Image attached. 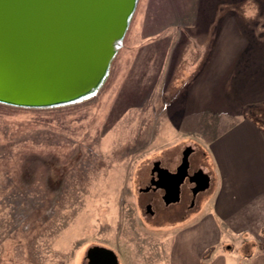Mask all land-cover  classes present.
I'll return each instance as SVG.
<instances>
[{
    "label": "rangeland",
    "instance_id": "374dc122",
    "mask_svg": "<svg viewBox=\"0 0 264 264\" xmlns=\"http://www.w3.org/2000/svg\"><path fill=\"white\" fill-rule=\"evenodd\" d=\"M226 4L138 0L94 94L51 107L0 102V264H88L93 245L112 248L118 264H170L165 239L184 228L194 239L213 183L193 204L188 183L170 205L139 189L153 164L175 167L186 146L205 164L209 112L233 105L264 126V0ZM231 40L240 58L220 64Z\"/></svg>",
    "mask_w": 264,
    "mask_h": 264
},
{
    "label": "water",
    "instance_id": "95a60500",
    "mask_svg": "<svg viewBox=\"0 0 264 264\" xmlns=\"http://www.w3.org/2000/svg\"><path fill=\"white\" fill-rule=\"evenodd\" d=\"M137 3L0 0V102L51 107L94 94L109 74ZM203 179L197 190L209 186L204 172ZM87 257L88 264H118L117 253L103 245L89 247Z\"/></svg>",
    "mask_w": 264,
    "mask_h": 264
},
{
    "label": "crops",
    "instance_id": "0c3cea01",
    "mask_svg": "<svg viewBox=\"0 0 264 264\" xmlns=\"http://www.w3.org/2000/svg\"><path fill=\"white\" fill-rule=\"evenodd\" d=\"M232 1L237 0H224L225 6ZM259 10L262 13L264 7ZM225 48L228 59L220 58V64L226 60L227 65L238 62V55L242 53L238 51L239 45L231 40L225 43ZM229 51L237 52L238 57H229ZM207 59L211 74L217 62L212 65L213 59L208 56L204 60ZM226 70L229 71L226 77L221 74L223 77L220 75L218 80L224 77L228 80L233 68L227 67ZM257 73L260 71L257 70ZM246 74L247 70L243 72L244 79L247 78ZM252 95L254 91L249 92L248 96ZM232 106L229 109L227 106L219 114L221 117L216 116L217 121H214L216 117L213 115L216 111L209 112L216 130L209 131L207 138L203 136L205 145L199 144L198 150L207 157L201 166L209 176V186L211 183L214 186L211 203L209 210L199 219L200 227L199 232L194 234V239L197 236L195 240H186L185 231L188 229L185 228L183 235L165 239L170 264H203V258L209 251L211 257L206 264H264V126L255 117L244 116ZM227 111L229 114L224 118ZM196 127L202 128L201 125ZM204 167L209 168L208 172ZM181 235L185 237L184 240H180ZM179 247L188 249V252L181 251Z\"/></svg>",
    "mask_w": 264,
    "mask_h": 264
},
{
    "label": "flooded vegetation",
    "instance_id": "af4514ba",
    "mask_svg": "<svg viewBox=\"0 0 264 264\" xmlns=\"http://www.w3.org/2000/svg\"><path fill=\"white\" fill-rule=\"evenodd\" d=\"M184 150V156L173 168L161 163L153 164L146 185L139 189L141 193L154 195L153 200L157 202L162 201L168 205L177 204L183 200L184 188L188 183L190 189L189 204H193L196 196L201 191L197 190V187L205 182L203 179L204 171L202 172L203 167L197 164V158L194 157L193 159L196 149L189 145ZM178 189L179 193H177ZM152 202L150 198L146 199V205L150 209ZM86 258L88 259V257Z\"/></svg>",
    "mask_w": 264,
    "mask_h": 264
},
{
    "label": "bare ground",
    "instance_id": "6f19581e",
    "mask_svg": "<svg viewBox=\"0 0 264 264\" xmlns=\"http://www.w3.org/2000/svg\"><path fill=\"white\" fill-rule=\"evenodd\" d=\"M121 43H122V41H120V43L118 44V48L120 47Z\"/></svg>",
    "mask_w": 264,
    "mask_h": 264
},
{
    "label": "trees",
    "instance_id": "16d2710c",
    "mask_svg": "<svg viewBox=\"0 0 264 264\" xmlns=\"http://www.w3.org/2000/svg\"><path fill=\"white\" fill-rule=\"evenodd\" d=\"M28 109V108H27ZM263 250H264V247H263ZM205 258V257H204ZM203 264H206V260L203 262Z\"/></svg>",
    "mask_w": 264,
    "mask_h": 264
}]
</instances>
